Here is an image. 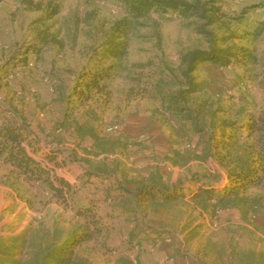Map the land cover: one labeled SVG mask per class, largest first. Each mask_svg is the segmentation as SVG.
Returning a JSON list of instances; mask_svg holds the SVG:
<instances>
[{
	"label": "rangeland",
	"instance_id": "374dc122",
	"mask_svg": "<svg viewBox=\"0 0 264 264\" xmlns=\"http://www.w3.org/2000/svg\"><path fill=\"white\" fill-rule=\"evenodd\" d=\"M49 1L60 12L40 22ZM181 1L200 11L190 17L153 13L147 21L129 24L126 55L110 81V96L83 102L75 95L79 76L120 62L100 52L110 35L118 36L113 28L127 18L125 6L119 0H43V9L29 11L21 0H0V124L25 120L33 141L28 150L49 164L53 178H65L73 188L67 200L53 197L0 159L1 264L16 260L3 257V236L30 228L61 241L87 223L76 208L97 198L105 230L80 247L87 264H159L161 259L163 264H264L262 188L247 189L255 199L251 207L214 206V200H196L188 190L168 205H134L124 198L106 200L100 187L82 179L87 165H105L112 172L105 186L112 189L122 184L133 189V182L152 172L169 186L181 182L186 187L194 174L220 187L228 183L229 151L212 146L216 149L208 153V148L225 122L264 113V0ZM212 7L216 10L209 11ZM258 28H263L260 35L254 33ZM40 29L60 43L49 41L35 67L2 77L6 60L19 46L34 42ZM245 31L254 34L239 37ZM218 48L250 50L258 62L208 61ZM198 54L205 61L190 71L191 57ZM190 82L200 89L193 91ZM171 96L186 102L183 113H167ZM54 150L65 151L58 156L64 166L42 159ZM203 182L192 184L197 188ZM131 229L138 234L134 241H142L137 252L129 247ZM155 232L163 233L165 241L149 244L146 238ZM30 250L23 248L17 258L25 263Z\"/></svg>",
	"mask_w": 264,
	"mask_h": 264
},
{
	"label": "trees",
	"instance_id": "16d2710c",
	"mask_svg": "<svg viewBox=\"0 0 264 264\" xmlns=\"http://www.w3.org/2000/svg\"><path fill=\"white\" fill-rule=\"evenodd\" d=\"M125 6L126 17L122 19L113 28L117 37L109 36L103 43V49L100 52L102 58H113L120 62L111 63L105 67H98L85 70L83 75L79 76L75 86V95L80 101H88L95 95L102 97L110 96V81L116 73H118L121 61L126 55V41L128 37V27L132 22L139 19L149 20L153 13L159 15L179 14L181 16L190 17L196 15L200 11L198 5H194L181 0H119ZM50 4L46 9L44 17L40 18V22L53 18L60 12L58 4L49 1ZM21 3L29 11L41 10L44 8L43 0H21ZM209 11H215L216 8H209ZM212 21L218 20L217 16ZM263 28L256 30L257 35H260ZM253 32L245 31L239 35L242 38H249ZM117 35V34H116ZM60 43L56 35L49 34L46 30L40 29L37 33V39L26 45L19 46L6 60L1 68L2 77H7L9 74H18L19 68L28 67V63L41 59V53L49 43V41ZM198 54L192 61L190 60L189 70L194 71L198 67V62L205 61L204 57ZM208 61L218 65H243L248 66L252 63H257L258 60L250 50L241 49L240 52H232L229 49H217V53L207 56ZM33 68V67H32ZM14 71V72H13ZM190 87L193 91L200 89V85L190 82ZM189 87V89H190ZM157 92V88L154 90ZM190 91V90H189ZM151 97H156L155 94H149ZM171 101L167 113L175 112L183 113L186 108L185 101L176 102L174 97L168 98ZM221 136L214 140V144L210 143L208 153L213 149L223 146L229 151V161L226 162L228 183L223 187L217 186L212 182L205 181L199 175H195L188 181L186 187L181 182L165 184L161 174L152 172L149 178L140 179L133 182V189L121 186H105V182L111 179L112 172L105 165L91 167L87 165L83 178H87L90 184H95L104 192V199L114 200L115 198H124L129 203L142 204L150 203L154 205H168L183 197H186V190L193 193L194 199L213 202L214 206L228 207L230 205H241L251 207L255 200L247 193L248 188L264 189V113L259 115L251 114L241 121L225 122L221 127ZM29 126L25 120L11 118L8 121L0 124V159L12 164L18 172L28 177L33 184L38 183L41 191L48 193L53 197L67 200L66 194L73 196L72 185L61 177H52V168L44 165V160L35 156L30 152L27 146L33 145V141L29 137ZM240 136L242 138H240ZM97 138V137H95ZM212 139L216 138V133L211 135ZM242 139V145H240ZM212 146H215L212 148ZM237 151L232 154V151ZM179 150L177 149V152ZM61 153L65 151H60ZM60 152H48L44 158L50 160L56 166L62 167L64 164L59 163L58 156ZM231 155V156H229ZM224 163V158H221ZM203 184L197 188L193 187V182ZM115 193V194H114ZM98 199V198H97ZM91 200L81 208H76L77 214L87 219V223L83 225L80 231H74L66 238L59 241L51 233L45 230H34L26 228L23 232L16 236H3V247L1 253L3 257L13 260L12 264H87L86 258L79 253L80 247L103 234L105 226L102 223V217L98 214L99 200ZM125 209L130 208L124 206ZM248 208V207H247ZM245 208V209H247ZM132 211L135 208H130ZM153 229V228H150ZM129 247L133 252H137L140 248V239L137 237V232L134 229L130 230ZM149 244H157L159 240L165 241L166 237L161 232L151 233L147 236ZM164 237V238H163ZM11 244V245H9ZM8 245V246H6ZM30 248L27 253V261L22 262L21 258H17L23 253V248ZM1 264V263H0Z\"/></svg>",
	"mask_w": 264,
	"mask_h": 264
},
{
	"label": "built area",
	"instance_id": "2783aa9c",
	"mask_svg": "<svg viewBox=\"0 0 264 264\" xmlns=\"http://www.w3.org/2000/svg\"><path fill=\"white\" fill-rule=\"evenodd\" d=\"M36 66V64L33 62V61H30L29 63H28V67H35ZM51 91H53V89L51 88ZM107 131H112V127H109V128H107ZM45 165V164H44ZM46 166V165H45ZM47 166H49V164L47 165ZM160 263L159 264H163L164 263V260L163 259H161L160 261H159Z\"/></svg>",
	"mask_w": 264,
	"mask_h": 264
}]
</instances>
